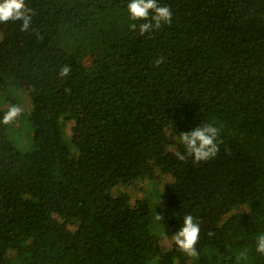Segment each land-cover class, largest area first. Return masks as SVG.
<instances>
[{"label": "trees", "instance_id": "obj_1", "mask_svg": "<svg viewBox=\"0 0 264 264\" xmlns=\"http://www.w3.org/2000/svg\"><path fill=\"white\" fill-rule=\"evenodd\" d=\"M129 2L27 0L34 31L6 23L0 264H264V0H158L172 22L143 36ZM101 46L104 61L88 69L81 53ZM9 102L24 113L4 125ZM75 119L80 140L67 130ZM207 124L217 154L197 163L184 146L172 182L150 178L131 213L124 188L133 172L151 177L165 128L180 137ZM187 214L201 228L197 257L163 243Z\"/></svg>", "mask_w": 264, "mask_h": 264}, {"label": "clouds", "instance_id": "obj_2", "mask_svg": "<svg viewBox=\"0 0 264 264\" xmlns=\"http://www.w3.org/2000/svg\"><path fill=\"white\" fill-rule=\"evenodd\" d=\"M127 10L130 19L133 21H144L137 25H130L132 30L139 29L141 36L158 30L164 24H171L173 13L169 6H161L158 0H130L127 4ZM35 11L29 7L27 0H0V24L8 22H20L21 32L34 31L32 28L33 17ZM164 62L163 57L155 60V66L159 67ZM72 68L65 64L60 67L58 76L65 78L71 75ZM24 109L17 104H13L7 108L3 114L2 123L10 125L15 122L22 114ZM219 129L212 124L204 126H196L191 131L180 133V141L185 146L187 154L193 157L194 161L199 163L208 161L213 158L219 148L217 138ZM178 160H185V155L181 152H175ZM156 220H163V216L159 213L156 215ZM200 224L196 218L187 214L184 217L183 225L172 235L171 239L174 244L190 257L199 255L196 245L200 239ZM212 235V233H209ZM256 251L264 254V234L258 236L256 240Z\"/></svg>", "mask_w": 264, "mask_h": 264}, {"label": "rangeland", "instance_id": "obj_3", "mask_svg": "<svg viewBox=\"0 0 264 264\" xmlns=\"http://www.w3.org/2000/svg\"><path fill=\"white\" fill-rule=\"evenodd\" d=\"M10 31V27L6 24H0V45L3 38V31ZM104 47H99L94 53L89 50H83L81 53V60L88 69H94L97 65L102 63L105 59ZM20 94L28 93L30 86L27 82L23 81L19 84ZM12 103L9 102L6 107L11 106ZM24 106V104L22 105ZM2 107H5L2 105ZM17 126H20V122L16 123ZM67 130L72 138L75 140H80L85 133V128L80 119L72 120L68 123ZM27 131L25 134L27 135ZM165 141L162 146V154L160 159L153 164L152 166V175L151 177L144 178L140 174L133 172L129 176V184L125 186V191L129 193L131 198V213L137 215L141 210L143 205V198L145 197L147 191L151 188L152 184L149 183V179L155 181L159 186H162L165 183L172 182L174 178V171L176 167L180 164H184L187 160V154L184 148V145L180 141V137L173 134L171 128H165ZM23 133H14L12 139L18 144L23 145L22 143ZM14 137V138H13ZM181 152L185 155V160H178L175 156V152ZM171 238L163 239L165 248H168L172 244ZM192 259L188 258V263Z\"/></svg>", "mask_w": 264, "mask_h": 264}]
</instances>
